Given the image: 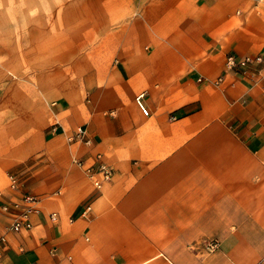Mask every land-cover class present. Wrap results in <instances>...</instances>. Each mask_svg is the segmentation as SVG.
Here are the masks:
<instances>
[{
  "label": "crops",
  "instance_id": "crops-1",
  "mask_svg": "<svg viewBox=\"0 0 264 264\" xmlns=\"http://www.w3.org/2000/svg\"><path fill=\"white\" fill-rule=\"evenodd\" d=\"M119 2L71 74L34 39L37 88L0 73V264H264V59L226 65L264 0Z\"/></svg>",
  "mask_w": 264,
  "mask_h": 264
},
{
  "label": "rangeland",
  "instance_id": "rangeland-1",
  "mask_svg": "<svg viewBox=\"0 0 264 264\" xmlns=\"http://www.w3.org/2000/svg\"><path fill=\"white\" fill-rule=\"evenodd\" d=\"M119 3V0H0V43L7 41L9 44L0 51V60L3 61L0 62V73H9L10 78L36 89L39 83V58L30 56L28 49L31 45L25 44L34 39L42 44L48 58L54 52L55 57L60 59L59 66L65 73L71 74L72 56L94 55L95 48L88 47V35L94 31V24L100 26L99 30L96 28V40L103 41L104 8H108L112 21L119 22V11L114 10L120 7ZM68 8L77 10L70 18V15H64ZM41 19H44L47 30L43 40L39 39L40 32L36 29ZM36 47L37 44L31 47L34 56ZM101 50L102 47H97L95 55H102ZM58 55L68 56L61 58ZM50 66L54 64L49 63ZM23 76L26 77L25 81ZM223 134L227 136L230 133L225 131Z\"/></svg>",
  "mask_w": 264,
  "mask_h": 264
},
{
  "label": "built area",
  "instance_id": "built-area-1",
  "mask_svg": "<svg viewBox=\"0 0 264 264\" xmlns=\"http://www.w3.org/2000/svg\"><path fill=\"white\" fill-rule=\"evenodd\" d=\"M262 56L261 55H245L242 57H237L233 54H228L226 57V65L229 69H234V70H238V69H242L244 67H246L250 62L252 61H262ZM222 77L220 76L219 79H221ZM141 109L143 111V113H147V109H145L142 105ZM77 163L81 164L80 160L76 161ZM101 167V169L103 170L102 175L104 178H109L111 172L109 168H106L104 165H99ZM90 168V167H89ZM9 179L11 181V184L15 183L16 179L15 176L13 174H10ZM95 184H99V182L97 180H95ZM26 201L28 202H32L36 199V195L32 194V193H26L23 197ZM31 205L29 204V206L27 207L26 211L23 213V218L21 219H16L14 220V222L12 223L11 227L14 230H20V229H28L31 227V221L28 218V212L31 211Z\"/></svg>",
  "mask_w": 264,
  "mask_h": 264
}]
</instances>
